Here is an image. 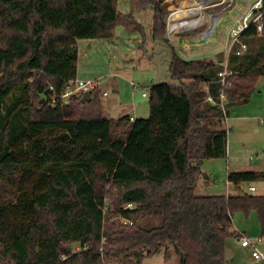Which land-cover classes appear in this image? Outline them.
<instances>
[{
    "label": "trees",
    "instance_id": "obj_1",
    "mask_svg": "<svg viewBox=\"0 0 264 264\" xmlns=\"http://www.w3.org/2000/svg\"><path fill=\"white\" fill-rule=\"evenodd\" d=\"M118 1L0 0V264H139L163 249L178 264H226L233 215L264 220V195L196 192L204 161L227 155L224 60L176 51L165 0H129L130 14ZM262 4L263 30L253 24L247 50L228 58V117L264 76ZM149 6L176 82L150 87L149 117H105L99 86L91 101L62 97L79 40L112 38L116 26L144 34L133 13ZM259 180L264 172L228 173L235 185Z\"/></svg>",
    "mask_w": 264,
    "mask_h": 264
},
{
    "label": "rangeland",
    "instance_id": "obj_2",
    "mask_svg": "<svg viewBox=\"0 0 264 264\" xmlns=\"http://www.w3.org/2000/svg\"><path fill=\"white\" fill-rule=\"evenodd\" d=\"M165 1L168 4L167 17L171 15L172 18H176L178 20L176 26L180 25L182 28L187 27V22L206 23L208 13L218 11L213 6L218 0ZM251 6V0H236L235 8L234 6L230 8L232 12L224 17L212 37L200 38L204 35V30L210 29V20H207V24L196 33H184L176 45V51L188 59L212 57L213 49L219 50L221 45L225 44L226 32L233 20L237 16L239 18V14L247 11ZM180 7L183 8V16L181 13L178 14ZM117 8L123 14H130V1L119 0ZM188 8L191 9L188 11ZM133 15L143 26L144 34L116 26L115 36L112 38L79 40L80 58L77 78L83 81H101L99 84L101 94L104 91L108 94L101 96L104 116L107 118L124 116L148 118L150 87L162 83H176L169 73L171 50L153 37L154 8L149 6L134 12ZM193 37L196 39L188 40ZM188 47H190L189 53L185 51ZM212 59L216 60V56ZM132 83L138 88L134 89ZM115 88L118 92H114ZM143 93L147 95L143 96ZM225 128L228 135L227 155L204 161L202 169L210 181L204 178L198 181L196 192L199 194L236 193L234 185L229 186L228 170L232 172L238 169L242 171L257 169L264 172V76L257 81L250 101L232 109ZM263 181L253 183L257 187V195L264 194ZM74 248L77 249L78 246L75 245ZM106 264L119 263L106 262ZM139 264H178V256L171 252L166 259L163 249L156 254L146 256Z\"/></svg>",
    "mask_w": 264,
    "mask_h": 264
},
{
    "label": "built area",
    "instance_id": "obj_3",
    "mask_svg": "<svg viewBox=\"0 0 264 264\" xmlns=\"http://www.w3.org/2000/svg\"><path fill=\"white\" fill-rule=\"evenodd\" d=\"M252 3V2H251ZM224 5V6H223ZM236 0H218L217 2L213 3V6L218 11H213L211 13H208L207 19L204 22H190L187 24V27L180 28V25H178V30L173 32L175 34H179L182 36L184 33L186 34H194L200 29L201 27L207 24V20H210V29L204 30V35H202V38H210L214 35V31L217 28V26L224 20V17H226L229 13L232 12V9H230L232 6L235 8ZM262 0H257L255 3H252V6L239 18H235L232 22V25L229 27L228 31L226 32V41L225 44L221 45V48L219 50H216L220 52H223V60H224V68L218 73V82L221 84V91H220V101L219 105L224 110V117L222 120V123L226 126L228 123V116L226 113L225 103L228 100V95L226 90L230 89L232 87V83L228 81V77L230 75H233V72L228 69L227 63L228 58L231 53H236L237 55H242L247 50V44L241 41V37L243 33L248 30L253 24L257 25L258 31L261 32L263 30V20H262ZM233 8V9H234ZM191 8H188V11ZM170 16L167 17V26L170 24ZM191 25V26H190ZM202 32V33H203ZM201 35V34H200ZM177 36V35H176ZM238 46V47H236ZM100 80H80L78 78L71 80L69 84L67 85V88L65 92L62 94V97H68L72 93H81L84 92H90L91 90L95 89L100 84ZM132 87L134 89H137L138 87L132 83ZM104 96H107L108 94L106 92L103 93ZM146 93H143V96H146ZM209 100L212 101V98L209 97ZM131 121H134L133 117H130ZM250 192H255L256 187L254 185H251L249 187ZM128 207H132V204H129ZM104 209H107V206H105ZM262 240V237L252 238L251 236H248L246 234H240L239 241L243 247L251 248L252 257L258 261H260L262 264H264V250H262L258 242ZM76 250H80L78 247Z\"/></svg>",
    "mask_w": 264,
    "mask_h": 264
},
{
    "label": "crops",
    "instance_id": "obj_4",
    "mask_svg": "<svg viewBox=\"0 0 264 264\" xmlns=\"http://www.w3.org/2000/svg\"><path fill=\"white\" fill-rule=\"evenodd\" d=\"M182 9H181V7L179 8L180 12H178V14L181 13L183 16L184 11ZM245 12L246 11H243L242 13L239 14V16H241ZM236 18H238V16ZM177 22H178V20H176V18H172V17L170 18V24L167 26V34H166L167 38L170 40V43L173 46H175L176 49H177L176 45H177V43H179L180 38L182 37L178 34L179 33L177 31L178 27L176 26ZM187 24H188V22L186 23V25ZM176 28H177V30H176ZM180 28H182V27L180 26ZM175 30L178 32L177 34L173 33V31H175ZM173 34H174V36H172ZM195 39H196L195 37L188 38V40H195ZM78 45H79V42H78ZM185 51L186 52L188 51V53H189L190 47H188V49H186ZM212 53H213V56H217V54L219 52L216 51L215 49H213ZM184 54L189 55L186 53H184ZM180 55H182V54H180ZM212 57H210V58H212ZM79 58H80V52H79ZM114 92H118V89L115 88ZM103 96H104V94H103ZM102 107H103V105H102ZM103 112H104V109H103ZM231 112H232V110H231ZM130 117H133L134 120L138 119L137 117H134V116H130ZM109 118H111V117H109ZM114 119H116V118H114ZM227 125H228V123H227ZM240 171H242V170L238 169V170L232 171V172H240ZM250 171H261V170L254 169V170H250ZM229 172H231V171L228 170V173ZM228 173H227V179H228ZM207 181H210L209 177L207 178ZM253 183L254 182H251V183H248L249 184L248 186H244L243 183L240 185H235L234 183L229 181V186L234 185V187L236 189V193L235 192L234 193H228L226 195H238V194H242V193H250V194L257 195V193H256L257 187H256L255 192H250V190H249V187L251 185H254ZM259 195H262V194H259ZM232 220H233L232 226H233L234 230L239 234V237L231 239L228 242L229 255H227V258H226V264H262L260 261L254 259L252 257L251 248L243 247L241 245L239 238H240V234H246L248 236H251L252 238L262 237V240L260 242H258V245L262 250H264V220H262L261 216L259 215V213L256 210H251L249 213L243 212V211H238L233 215Z\"/></svg>",
    "mask_w": 264,
    "mask_h": 264
},
{
    "label": "water",
    "instance_id": "obj_5",
    "mask_svg": "<svg viewBox=\"0 0 264 264\" xmlns=\"http://www.w3.org/2000/svg\"><path fill=\"white\" fill-rule=\"evenodd\" d=\"M256 1H257V0H251L252 3H255ZM217 57H218L219 61H222V60H223V52H219V53L217 54ZM91 99H92V95H91L90 92H84V93L82 94V101H83V102L91 101ZM41 101H44V99H42ZM226 254L229 255V251H227Z\"/></svg>",
    "mask_w": 264,
    "mask_h": 264
},
{
    "label": "bare ground",
    "instance_id": "obj_6",
    "mask_svg": "<svg viewBox=\"0 0 264 264\" xmlns=\"http://www.w3.org/2000/svg\"><path fill=\"white\" fill-rule=\"evenodd\" d=\"M199 1V0H198ZM174 32V31H173ZM175 34V33H174ZM174 34L172 36H174Z\"/></svg>",
    "mask_w": 264,
    "mask_h": 264
}]
</instances>
